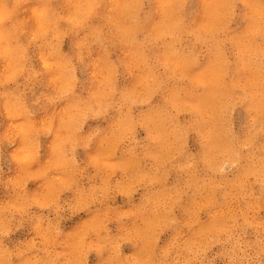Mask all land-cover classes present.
Masks as SVG:
<instances>
[{"label": "rangeland", "instance_id": "rangeland-1", "mask_svg": "<svg viewBox=\"0 0 264 264\" xmlns=\"http://www.w3.org/2000/svg\"><path fill=\"white\" fill-rule=\"evenodd\" d=\"M1 1L21 14L37 2ZM186 1L185 13L199 10ZM153 2L141 0V17ZM54 8L63 17L73 7ZM249 14L234 0L215 36L181 30L171 53L195 67L172 73L159 61L168 35L152 41L136 30L119 47L98 19L99 32L74 21L44 37L39 16H27L15 74L0 67V264H264V29L255 37L261 51L230 41ZM214 43L225 64L243 53L252 60L227 94L213 90ZM138 44L144 59L129 60ZM54 60L68 63V85ZM233 77L226 69L225 80ZM92 80L99 95L88 106ZM172 90L184 109L168 102ZM73 99L85 105L74 116L64 110ZM24 119L35 123L27 131Z\"/></svg>", "mask_w": 264, "mask_h": 264}, {"label": "bare ground", "instance_id": "bare-ground-1", "mask_svg": "<svg viewBox=\"0 0 264 264\" xmlns=\"http://www.w3.org/2000/svg\"><path fill=\"white\" fill-rule=\"evenodd\" d=\"M54 1H55V4L53 3ZM241 1L244 3V6L248 9V11H250V14L247 17H245L246 25H245L244 29L241 30V32H238L237 34H235V36H233L230 41L234 45L238 46L242 52H245L249 48H253L255 46L254 44H258L259 49L261 51V49H262L261 48L262 47L261 42H259L258 39H255V37L261 36V31L264 29V27L261 26V21H259L261 19L260 17L264 14V0H241ZM22 2H24V0H19L20 5ZM58 2L65 3V5L71 6L73 8L70 12L66 11L64 13L63 17H60L57 15L55 8H54ZM140 2H141V0H37L36 5L26 8L21 14L19 12H16L15 10H13L11 8L10 4L5 3L4 1H1V3H0V67H1L2 71L7 72L8 75L13 76L15 74V72H16V64L15 63L18 59L22 58V54H24V51L22 50L21 37L24 36L23 31H25V29L30 26V24L27 22V16L30 13H33V11H34V13L39 16L38 30H35V31L37 33H39L40 26H42V31L44 32V37H49L54 33H59L61 31H63L65 26H68L70 24L73 25L74 21H76L78 27H83V28H84L86 22L91 21L93 23V25H92L93 30H95V32H96L98 30L96 29L97 26L94 24V22H96V20H98V19H104L105 20V24L109 28V31H107V34H106L107 36H115V37L117 36L118 37V44L117 45L119 47H121V45H126L128 37L131 36V34L136 30H142L144 32L145 38L148 40H152V41L158 40V39H163L168 35V36H170V39L168 41H164V51L159 54V61L162 64H164L165 67H167L168 73H172L175 70H184L186 68H192V67H195V64H194L191 56H189L187 54H183V53H179L177 55L171 53V50H173L175 48V43L178 41L180 31L186 28L188 31H190L192 34H194L198 39H200V38L202 39L203 36L205 39H207L208 36H212V37L215 36V32L221 27V24H223L227 21L226 19L228 17V11H229L231 5L234 3V0H197V4L200 6V7H198L199 10H196L195 12L192 11V13H185L187 11L185 6L188 3L186 0H154L152 10L150 12L145 13L142 17L140 16L141 15ZM11 4L15 5V3L13 1H11ZM16 6H17V4H16ZM223 9H226V10L224 12V16L221 17L222 13H223ZM121 13L124 14L123 20H121V16H122ZM184 13L188 16V18L190 20L188 25H186L183 21ZM15 22H16V24H15ZM36 23H35V25H37ZM25 24H27V26ZM77 25H75V26H77ZM34 29H36V28H34ZM209 41H211V39ZM87 42H89V40L86 41V43ZM89 44H92V43L90 42ZM263 48H264V45H263ZM216 51L218 52V54ZM139 52H142L140 49V44H138L134 48V50L127 52L126 54L129 58V60H131L132 58H133V60H137L136 59L137 57L144 59V56L142 54H139ZM213 54H214L213 55L214 59L216 57L220 58L219 59L220 65L218 64V68L221 71V73H218L216 76L217 77L216 80L218 82H216L215 80L213 81V83H214L213 90L216 92L217 91L218 92L223 91V94H227L228 91L229 92L234 91L235 90L234 85L238 80L239 74L242 71L245 72L247 65L251 64L252 60L250 61V59L248 57H245V55L243 53L241 56H239L233 62V64H230V65L225 64L226 62H225V60L222 56V53L220 51L219 44H217V43H214V45H213ZM253 54H254V52H253ZM246 55H248V54H246ZM133 56H135V57H133ZM55 58H57V57H55ZM247 60L249 63L247 62ZM54 62L56 63L57 67L60 69L61 76L67 81L66 84L68 85L69 84V78H68L67 70H66L68 63L65 60H63V61H61V60L55 61L54 60ZM214 62H215V60H213V59L208 60L207 63L205 62L206 67L203 70L204 73H206L207 71L213 70L212 67L215 64ZM22 64L23 63H20V65H22ZM92 64H93V67H97L96 64H94L93 62H92ZM49 65H50V63H49ZM228 68L232 69V71L234 73V77L232 79H230L229 81H226L225 75H226V69H228ZM104 71H106V74L109 76L110 71H111V67L109 65H106V67L104 68ZM249 71L253 75V72H251V69ZM151 73H152V71L150 69L149 77L153 81L147 82V85L154 87V85L159 81V79L153 77V75H151ZM56 75H57V73L55 74V76ZM202 75H206V74H202L201 71H198V77H201ZM246 75H247V72H246ZM14 77H16V76H14ZM259 77H260V74H259ZM253 78H256V77H253ZM261 78H262V76H261ZM136 79H138V77ZM3 81H5V80H3ZM159 83H157V84H159ZM251 84H252V82H251ZM252 85L255 86V84H252ZM262 85H264V83ZM89 86L91 87L92 90H91L90 95L87 97L88 99L84 100V103L88 106H93L94 102L98 98V95H99L98 91L99 90H98V86L94 82V80L91 81ZM223 86H225V88H223ZM257 88H259V87H257ZM260 89L263 92L264 89L262 90V88H259V90ZM209 91H210V88L208 86H205L204 92L209 93ZM234 93H236V92H234ZM234 93L232 92L233 95H234ZM125 96H124V98H125ZM212 96H214V95H212ZM240 96H242V95L240 94ZM240 96L238 95V97H240ZM245 97H247V96H245ZM263 98L264 97H262L260 99H263ZM168 99H169L168 102L172 103L177 108H181L182 105H185V104H182L183 101L181 100L179 94L174 90H172L170 92V98H168ZM191 99H192L191 103L197 104L199 98H198V95L194 94ZM221 99H223V98H221ZM250 99L252 100V98H250ZM202 100H204V99H202ZM80 101H82V100H80ZM80 101H78L77 99L71 100L70 101L71 104H68L64 110L66 112L71 110V112H70L71 115H73V116L76 115L73 108L75 107L76 112L79 113L80 109L83 106H85ZM206 101H208V100H206ZM211 101H214V100H211ZM215 101H216V99H215ZM257 103L259 105V103H261V102H257ZM203 104H205V103H203ZM212 104H215V103H212ZM218 105H220V104H218ZM218 105H216V106L220 107ZM254 105L256 106V104H254ZM206 106H207V104H206ZM223 106H224V103H223ZM225 106H226V104H225ZM209 108H210V106H209ZM183 109H184V107H183ZM227 109H228V107H227ZM207 111H208V109H207ZM223 111H224V113H226L225 110H222V112ZM164 112H166V108H165ZM259 112H257V113H259ZM198 114H199V111H198ZM216 116H218V115H216ZM257 116H258V114H257ZM166 119H168V117ZM258 119H259V117H258ZM57 121L58 120H56L55 123L51 124L52 129L55 126H57V127L61 126V124H58L59 122H57ZM32 122L33 121H31L29 119H24L23 124L21 125L20 128L22 130L24 129L25 131H27L28 129L31 128V126H33V124H35V123L31 124ZM257 122H258V120H257ZM153 123H154V121H153ZM159 125H161V124H159ZM162 125H164V123ZM154 127H156V126H154ZM224 131H226V130H224ZM219 142H220V140H219ZM228 151H229V149H228ZM57 152H59V149L57 150Z\"/></svg>", "mask_w": 264, "mask_h": 264}]
</instances>
